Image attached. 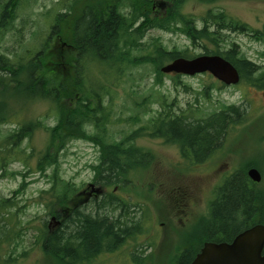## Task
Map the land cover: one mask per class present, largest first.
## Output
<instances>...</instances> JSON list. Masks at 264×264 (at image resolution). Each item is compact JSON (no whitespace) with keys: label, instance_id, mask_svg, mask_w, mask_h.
I'll use <instances>...</instances> for the list:
<instances>
[{"label":"trees","instance_id":"16d2710c","mask_svg":"<svg viewBox=\"0 0 264 264\" xmlns=\"http://www.w3.org/2000/svg\"><path fill=\"white\" fill-rule=\"evenodd\" d=\"M22 1L24 0H0L2 21L0 25L6 26L5 21L17 17ZM82 1L77 0L78 3ZM184 1L170 0L171 7L167 9L165 15L153 16L150 10L151 0H117V14L112 10L106 11L105 6L110 4V0H96L97 8L89 12L85 8L83 16L84 12L72 10L75 8L74 3L77 2L73 3V0H70L69 2L73 4L70 15L68 6L65 12L63 10L57 12L50 34L36 44L37 71L32 67L24 72L23 70L10 74L0 72V93L3 94L14 87L15 90L34 89L38 97L50 98L57 106L58 113L55 115L54 125L45 126L49 135L48 144L43 151L38 152L39 158L36 163L37 170L44 174L48 166H54L48 174L50 185L47 192L50 199L44 203L48 207V215H60L68 203H74L78 197L79 188L65 180L58 171L60 153H64L69 140L83 137L96 139L97 144L100 143V157L93 166L94 179L104 181L107 185L119 182L133 169L148 167L152 159L150 153L134 146L133 140L137 136V131H132L130 137L125 136L119 141L107 142L106 124L109 120L112 98L109 97V100L105 98L107 97L105 93L108 94L109 91L102 85L95 90L85 86L81 77V64L84 65L82 58L87 57L86 61H93L102 66L103 75L106 71L109 75L116 72L112 77H120L125 69L138 63H150L155 69V83L161 84L162 73L159 69L165 61L169 62L177 57L191 58L194 55L175 48L167 50L159 43H150V50L146 55L132 58L130 50L137 47L149 28L171 33L183 31L192 44H200L202 40H206L218 46L225 40L221 36L223 31L227 30L245 31L251 33L254 40L264 42V27L262 30L252 29L244 22L227 17L222 11L208 10L201 18V26L197 28L194 20L178 13L179 6ZM60 3L63 6V1ZM50 10L53 13L55 9ZM179 24L183 25V29L178 27ZM68 25L72 29L71 36L65 31ZM50 40L55 42L51 71L47 70L46 65ZM63 42L70 44V48L66 49L67 45ZM62 51L66 54H62ZM205 54L223 56L237 68L240 82L264 89V72L257 75L260 67L244 55H238L234 44H231L228 50L217 49L206 51ZM61 60L59 64L57 61ZM40 61H43L42 65ZM62 63L67 68L62 70L63 72L59 71ZM83 72L87 74L85 70ZM173 80L174 83L177 82L176 79ZM202 94L207 96V90L205 89ZM243 116L244 111L240 106L223 105L204 119L165 113L163 117L152 122L156 126L155 134L162 135L169 141L179 139L182 145L192 149L194 159L201 161L208 151L223 140L228 127L239 122ZM6 123V119L0 120V176L5 174L7 166L13 161L19 160L27 164V159L34 152L25 155L23 151L25 149H19L18 146L27 135L29 136V130L39 125L38 122H29L24 126L20 125L19 129L3 130L2 126ZM85 124L94 130L91 132L85 130ZM250 167L260 171L256 164L249 162L244 167L236 169L223 184L214 189L213 197L208 202L209 216L200 227L199 235L197 233L198 246L202 240L227 241L249 226L256 223L264 224V190L247 176L246 171ZM26 175L24 173L23 177ZM25 183L23 182L18 190L24 188ZM113 200L111 196H107V199L93 200L95 208L89 213H85L82 208L74 209L73 215L61 223L53 233H50L47 221L44 222L46 233L42 246L47 255L62 264H78L82 260L90 262L96 258L103 241L107 240L108 246H115L125 235L132 234L133 224L137 228L140 221L137 214L139 206L125 205L122 212L119 209L121 206L112 204ZM13 207L11 199L0 198V225L6 216L11 214ZM3 226H0V264L8 263V258L4 259L2 254ZM196 251L191 248L182 251L177 264H186L195 256ZM138 257L144 260V256ZM140 264L146 263L141 261Z\"/></svg>","mask_w":264,"mask_h":264},{"label":"rangeland","instance_id":"374dc122","mask_svg":"<svg viewBox=\"0 0 264 264\" xmlns=\"http://www.w3.org/2000/svg\"><path fill=\"white\" fill-rule=\"evenodd\" d=\"M61 1L68 3L70 0L22 1L15 18L20 23L15 24L14 31L5 38L1 47L21 54L31 45L34 47L40 40L46 39L50 34L54 15L63 10ZM157 1L159 2L157 7L161 12H166L171 7L170 0H163V3L162 0ZM50 9L55 10L52 13ZM208 10L222 11L227 17L244 22L255 30H262L264 27V0H185L179 6L178 13L194 20L196 27L199 28L201 18ZM178 27L183 29L182 24ZM221 37L225 40L218 46L206 40H202L200 44H192L183 31L177 30L171 33L149 28L137 47H132L130 54L132 58H141L150 50V43H159L167 50L174 48L184 50L194 56L217 49L225 51L230 48L231 44H234L238 55H244L260 67L257 75L264 72L263 41L254 40L251 33L245 31H224ZM63 43L67 44V42ZM48 46L54 50L55 42L50 40ZM62 54L66 53L62 51ZM86 58H82L85 67L81 64V77L85 86H90L92 87H89L90 89L95 90L102 85L109 91L108 94L105 93L107 96L105 98L107 100L109 97L112 98L109 120L106 124L107 142L119 141L125 136L130 137L129 134L132 131H137V136L133 140L134 146L152 155L148 167H139L127 173L126 177L130 181L126 184L127 187H123L118 194L132 197L133 200L147 203L150 206L154 214L150 210L149 221L157 235L154 238L158 244L154 248L153 244L151 247L147 243L152 241V237L150 240L141 239L139 244L142 247L145 246L144 256L147 261L152 263L157 257L158 260L156 259L153 264H169L168 260L160 262L161 248L158 247L160 233L163 229L157 221H159L158 216L164 211L160 206L165 203L161 196L171 195L170 191L174 187L177 189L179 187L183 194L184 189L190 190L194 198L191 210L197 215V232L199 233L200 227L209 216L208 202L213 196L211 188L216 183L217 177L219 178L228 168L239 169L253 162L261 173V180L257 186L264 190V89L249 86L244 82H239L234 86H224L209 73L193 76L162 74V83L157 89L155 69L150 63H138L125 69L120 77H112L116 72H111L109 75L106 71L103 75V67L96 62L86 61ZM57 62L60 64L62 60ZM64 69L67 68L62 63L59 71L63 72ZM84 70L87 74L83 72ZM173 78L176 79V83ZM22 89L10 88L6 91L7 93L5 92L7 99L5 106L9 112L0 110V116L7 117V123L2 126V129H19L20 125L24 126L29 122H38L39 125L30 129L29 136L27 135L18 146L19 149H25L23 150L25 155L34 152L27 159V164L19 160L13 161L7 166L5 174L0 176V198L11 199L14 203L11 214L6 216L1 223L4 225L1 236L2 254L4 259L8 258L6 264H62L50 258L42 246L46 233L44 222L50 218L48 207L44 204L50 199L47 192L50 185L48 174L54 166H48L45 174L40 173L36 166L39 158L38 152L43 151L49 141L45 126L54 125L58 109L55 103L46 101L44 98L25 97ZM205 89L207 96L202 94ZM155 99L164 107L159 109V102H153ZM223 105L240 106L244 111L243 118L228 127L221 146L204 163L190 169L185 167L177 147L171 144V141L155 135L156 126L150 121L153 119H150L151 111L155 113L153 120L165 113L171 115L184 113L191 118L204 119L214 110L218 111ZM84 126L89 132L94 130L88 124ZM65 148L64 153H60L58 171L65 180L79 188L82 194L86 187L91 186L90 182L94 181L93 166L96 165L100 155V143L97 144L96 139L77 137L69 140ZM24 173L27 175L23 177ZM213 173L214 175L211 176L210 174ZM23 182H26V185L18 190ZM167 186L168 191H165L164 187ZM138 196L145 198L147 196L149 199L146 198V201L137 198ZM155 200L158 202L149 204ZM137 214L141 218L140 207L137 208ZM197 232L195 230L196 235ZM86 264L127 263L122 262L118 257H107L106 259H94Z\"/></svg>","mask_w":264,"mask_h":264},{"label":"flooded vegetation","instance_id":"af4514ba","mask_svg":"<svg viewBox=\"0 0 264 264\" xmlns=\"http://www.w3.org/2000/svg\"><path fill=\"white\" fill-rule=\"evenodd\" d=\"M87 1H88V3H87ZM110 1H111L110 4L108 6L107 5L105 6L106 11L112 10V11H114L115 14H117V6H116L117 0H110ZM74 2H77V0H73V3ZM153 2H154V0L151 1V8H150L151 14L153 16L160 15V14L165 15V11L161 12L157 6L156 7L153 6ZM71 5H73V4H71L70 2L66 3L65 1H63V7H64L63 11L65 12L66 11L65 8H67V6H68L69 7V15H70L72 10H77L76 12L81 13V12H84V10L86 8V9H88V12H89V10L95 9L98 6L96 3V0H83L80 3H78V2L74 3L75 8H73V9L71 8L72 7ZM83 16H85V12H84ZM5 22H7L6 26L0 25V63L2 64V68H0V72H2V73L8 72L9 74L13 73L15 71L18 72L20 70H23V72H24V71L30 70L32 67H34V69L37 71L38 55H37V47L36 46L33 47L31 45L30 48H26L23 51V53H21V54L14 53L12 50L3 49L1 47L2 42L5 40V38L10 33H12L14 31L13 28H14L15 24L20 23L16 19L11 20V21H5ZM1 23H2V21H0V24ZM71 30L72 29L70 28L69 25L67 27H65V31H66L68 36H71ZM195 30H196V28H195ZM66 45H67V47L65 46L66 49L70 48V46H71L70 44H66ZM47 48H48V52L46 53V57H47L46 65H47V70L51 71L52 70L51 66L53 67V61H52L53 49L51 46H49ZM28 50H29V52H26ZM50 52H51V54H50ZM41 59H42V57H41ZM5 61H6V63H3ZM40 63H41V61H40ZM41 65H42V63H41ZM40 69H42V68L40 67ZM160 86H161V84H159V83H156V85H155V87L157 89H159ZM34 91H35L34 89H29V90L23 89L25 97H28L30 99H32V97L36 98L37 93ZM6 93L5 92L3 94L0 93L1 94L0 95V97H1V99H0V110L3 112H9L7 110V107L5 106V103L7 100L5 98ZM46 101H50V99L46 98ZM153 102H159V101L157 99H155ZM161 107H164V106H163V104H161V102H159L158 108L160 109ZM178 108H179V106H178ZM159 112H160V110H159ZM181 114H184V113H180V115ZM184 115H186V114H184ZM177 116H179V115H177ZM161 117H163V115ZM161 117H159V118H161ZM152 118L155 119V113L153 111H151V114H150V119H152ZM5 119H7V117L0 116V120L4 121ZM153 119L150 121H153ZM155 135L161 136V137H159L161 139H167L166 137H164L162 135H159V134H155ZM174 139H172L171 144H173L177 147V151H178L180 157L183 159V164L185 165L186 168H189V169L193 168L199 164L204 163L210 157V155L212 153H214V151L221 146L222 141H223L222 140L218 145H216L210 151H208L205 154V156L202 158L201 161H197L196 159H194V157L192 155V153H193L191 151L192 149L186 147L185 145H182L179 139H177V140H174ZM99 157H100V155H99ZM181 164H182V160H181ZM235 170L236 169H234L233 167L228 168V170L225 173H222L219 178L217 177L216 183L214 184L213 188H211V191L214 192V189L219 187L221 184H223L225 179L228 178ZM210 175L213 176L214 173L210 174ZM129 181L130 180L127 179V177L123 176L119 182L113 183L112 185H107V184H105L104 181L94 179V181L90 182V183H93L94 186L86 187V189L82 192V194L79 191L77 199L74 200L75 202L73 201L74 203H68L67 208L63 212H61L60 215H55V214L49 215L50 219H49V222L47 221V227H48L50 233H53L55 231V229L61 225V223H63L66 219L70 218V216L73 215L74 209H81L82 208L85 211V213H89L92 211V209L95 208L94 207L95 202H93V200H96V199L102 200L103 198L107 199V196H111L112 198H114V200L112 201V204H116L117 206H121V207H119V209L122 212L124 211L123 206H125V205L134 204V205L139 206L141 208V218H140V221H139L137 228H135L134 224H133V229H132L133 233L125 235L123 237L122 241L119 242L118 244H116L115 246H108L107 240L103 241L100 250L96 254L95 260L98 258L99 259H106L107 257H110V258L111 257H113V258L118 257L122 262L127 263V264H140L141 261H144L146 264H153L156 259L158 260V258L155 257L153 259L152 263L147 261L146 256H144L145 246L142 247V245L139 244V241L141 239L145 238V239L150 240L153 238L154 240L152 239V241H149L147 243H149L151 245V247H152V244H153L154 248L157 247L158 242L154 238V236L157 237V235H155V233L152 229L153 225L150 224V221H149V219L151 218L150 210L152 211V209L150 208V206L147 203H141L139 201L133 200L132 197H127V196H123V195L118 194V192L122 191L123 187H125ZM109 188H111V189H109ZM168 188H169L168 186L164 187L165 191H168ZM95 189L98 190L97 194H95L93 192V190H95ZM170 194L171 195H168L167 197L161 196V198L165 201V203L163 206H160V208H162V210L164 209V211L162 212V215L158 216L159 221H157L158 225L160 227H162V229H163V230H161V233H160V245L158 246L161 248V250L159 252L161 263L164 260H168L169 264H177L178 259L180 258L181 254H182V251L187 250L188 248H191V249L197 250L195 252V255H196L197 252L200 251L201 247L203 246V244L205 242H231L233 237L237 234L236 233L233 237H231L227 241H209V240L205 239V240H202L201 245L198 246V244H197L198 235H199V233L197 232V230H198V227H197L198 218H197L196 213L191 210V205H194V202L192 201V200H194V198L192 196V192L190 190L184 189V194H183V191L181 193V190L179 189V187H178V189L176 187H174L170 191ZM137 198H142V199H145L146 201H147V199H149V197H147V196H146L147 199L144 196H138ZM165 198H166V200H165ZM211 199H209V201ZM151 200H153V198H151ZM154 202H158V201L157 200L151 201L149 204L152 205L151 203H154ZM120 210H119V213H120ZM157 212H160V211H157ZM152 214H154L153 211H152ZM51 218H55V219L50 224ZM195 230L198 233V235L195 234ZM138 255L144 256V260H140ZM194 257H192L190 260H188V262L186 264H189ZM90 262H91V260H90ZM80 263L86 264V263H88V261L82 260ZM164 264H168V263H164Z\"/></svg>","mask_w":264,"mask_h":264},{"label":"water","instance_id":"95a60500","mask_svg":"<svg viewBox=\"0 0 264 264\" xmlns=\"http://www.w3.org/2000/svg\"><path fill=\"white\" fill-rule=\"evenodd\" d=\"M163 73L195 75L209 72L226 85L240 81L237 68L220 55L200 54L193 58L177 57L162 65ZM247 175L253 182L261 180L258 169ZM91 186H94L91 184ZM93 192H98L97 189ZM55 218H51L53 221ZM264 224L256 223L237 233L231 242H205L189 264H264Z\"/></svg>","mask_w":264,"mask_h":264},{"label":"bare ground","instance_id":"6f19581e","mask_svg":"<svg viewBox=\"0 0 264 264\" xmlns=\"http://www.w3.org/2000/svg\"><path fill=\"white\" fill-rule=\"evenodd\" d=\"M250 168H254V167H250ZM250 168H248V169H250ZM248 169H247V171H248ZM247 171H246V174H247ZM248 176V175H247ZM249 177V176H248ZM251 180V179H250Z\"/></svg>","mask_w":264,"mask_h":264}]
</instances>
